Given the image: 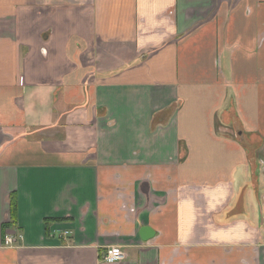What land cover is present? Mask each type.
<instances>
[{"label": "crops", "instance_id": "0c3cea01", "mask_svg": "<svg viewBox=\"0 0 264 264\" xmlns=\"http://www.w3.org/2000/svg\"><path fill=\"white\" fill-rule=\"evenodd\" d=\"M112 246L264 264V0H0V264Z\"/></svg>", "mask_w": 264, "mask_h": 264}, {"label": "built area", "instance_id": "2783aa9c", "mask_svg": "<svg viewBox=\"0 0 264 264\" xmlns=\"http://www.w3.org/2000/svg\"><path fill=\"white\" fill-rule=\"evenodd\" d=\"M13 242H14L13 235H8L4 241L5 245H12ZM124 258H125V253L122 250V248L120 246H112L107 248L103 260L106 263L112 264Z\"/></svg>", "mask_w": 264, "mask_h": 264}, {"label": "trees", "instance_id": "16d2710c", "mask_svg": "<svg viewBox=\"0 0 264 264\" xmlns=\"http://www.w3.org/2000/svg\"><path fill=\"white\" fill-rule=\"evenodd\" d=\"M16 207H17V200H16V194H13L11 197V210L12 213L15 214L16 212ZM12 218H14L12 216ZM13 226V221L9 222V223H4L3 224V231L5 232L9 227L11 228Z\"/></svg>", "mask_w": 264, "mask_h": 264}, {"label": "water", "instance_id": "95a60500", "mask_svg": "<svg viewBox=\"0 0 264 264\" xmlns=\"http://www.w3.org/2000/svg\"><path fill=\"white\" fill-rule=\"evenodd\" d=\"M144 231L147 232V236H148V237L151 236V234L154 233V232L152 231V229H150L149 227L144 228Z\"/></svg>", "mask_w": 264, "mask_h": 264}]
</instances>
